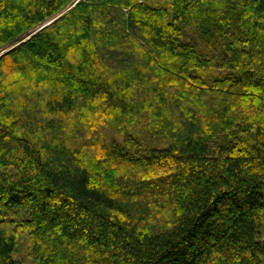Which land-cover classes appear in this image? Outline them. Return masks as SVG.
Listing matches in <instances>:
<instances>
[{"label":"trees","instance_id":"1","mask_svg":"<svg viewBox=\"0 0 264 264\" xmlns=\"http://www.w3.org/2000/svg\"><path fill=\"white\" fill-rule=\"evenodd\" d=\"M6 49L0 264H264V0H0Z\"/></svg>","mask_w":264,"mask_h":264},{"label":"rangeland","instance_id":"2","mask_svg":"<svg viewBox=\"0 0 264 264\" xmlns=\"http://www.w3.org/2000/svg\"><path fill=\"white\" fill-rule=\"evenodd\" d=\"M53 20V19H52ZM48 23V22H47ZM46 23V24H47ZM44 26V25H43ZM42 28V27H41ZM5 51V50H4ZM16 258L17 259H19L22 263H24V264H26V261H27V259H28V257H27V255H25L24 253H22V254H18L17 256H16Z\"/></svg>","mask_w":264,"mask_h":264},{"label":"water","instance_id":"3","mask_svg":"<svg viewBox=\"0 0 264 264\" xmlns=\"http://www.w3.org/2000/svg\"><path fill=\"white\" fill-rule=\"evenodd\" d=\"M59 16H60V15H59ZM59 16H57V17H59ZM57 17H56V18H57ZM56 18H54L53 20L49 21V22H48L47 24H45V25H48V24L52 23ZM45 25H44V26H45ZM11 48H12V47H11ZM9 49H10V48H9ZM9 49H6L5 51L1 52L0 55H2L3 53H5V52L8 51Z\"/></svg>","mask_w":264,"mask_h":264}]
</instances>
